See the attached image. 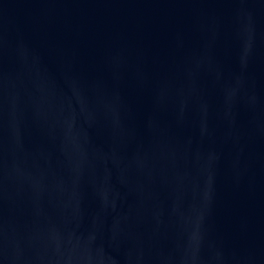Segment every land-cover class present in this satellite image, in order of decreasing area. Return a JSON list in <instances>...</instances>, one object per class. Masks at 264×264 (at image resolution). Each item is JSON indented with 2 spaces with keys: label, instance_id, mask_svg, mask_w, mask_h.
Segmentation results:
<instances>
[{
  "label": "water",
  "instance_id": "1",
  "mask_svg": "<svg viewBox=\"0 0 264 264\" xmlns=\"http://www.w3.org/2000/svg\"><path fill=\"white\" fill-rule=\"evenodd\" d=\"M0 264H264V0H0Z\"/></svg>",
  "mask_w": 264,
  "mask_h": 264
}]
</instances>
